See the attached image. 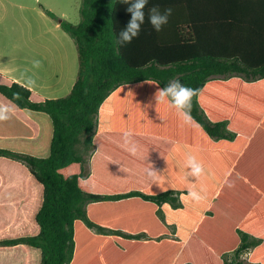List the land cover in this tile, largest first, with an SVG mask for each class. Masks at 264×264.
<instances>
[{"label":"trees","instance_id":"obj_1","mask_svg":"<svg viewBox=\"0 0 264 264\" xmlns=\"http://www.w3.org/2000/svg\"><path fill=\"white\" fill-rule=\"evenodd\" d=\"M153 6L173 10L160 32L147 20ZM128 7L82 0L77 25L45 10L77 48L67 96L35 101L24 85L0 83L1 97L53 126L48 157L0 148V264H264V240L251 239L248 207L228 187L249 137L264 136V0H149L138 38L121 47ZM174 79L198 89L194 124L219 141L210 154L222 173L210 162L194 184L207 199L192 202L188 190H101L94 150L107 101ZM250 250L247 263L228 261Z\"/></svg>","mask_w":264,"mask_h":264},{"label":"crops","instance_id":"obj_2","mask_svg":"<svg viewBox=\"0 0 264 264\" xmlns=\"http://www.w3.org/2000/svg\"><path fill=\"white\" fill-rule=\"evenodd\" d=\"M57 25L60 27L58 22ZM30 63L26 60L17 63L0 59V83L24 85L32 91L33 100L41 91L46 94L37 101L58 99L56 96L48 98V95H57L58 87L53 82L47 83V78L34 71ZM59 70L63 77L64 61L60 69L57 66L56 71H53L48 67L46 73L52 75L55 72V78L58 79ZM78 70L77 52L76 79ZM32 78L40 83L33 84ZM49 88L52 91L47 93ZM157 89L142 86L121 89L107 101L103 111L104 132L98 141L100 147L94 150L99 156L95 159V167L103 183L101 190L187 191L197 183L194 178L188 177L185 167V157L189 153L194 154L204 165V176L208 174L210 162L213 161L216 162V174L222 173L223 165L218 163L217 156L215 159L218 160H215L210 154L213 150H219L216 147L218 139L212 138L210 143L200 125L182 124L174 109H170L167 104H157ZM0 104L13 109V120L0 122V146L8 145L20 151L23 149L21 144H24L25 151L30 155L48 157L53 136L49 117L43 113L19 110L6 99H0ZM126 130L133 132L139 146L135 155L122 146V133ZM87 169L92 174L93 167L89 160ZM149 170L155 171L156 175L149 176ZM231 172L234 199L240 202V209L248 207L245 214L250 215V219L247 220L246 229L253 236L251 239L264 240V136L249 137L244 150L234 160ZM225 181L224 178L222 184ZM251 251L247 254L250 255Z\"/></svg>","mask_w":264,"mask_h":264},{"label":"rangeland","instance_id":"obj_3","mask_svg":"<svg viewBox=\"0 0 264 264\" xmlns=\"http://www.w3.org/2000/svg\"><path fill=\"white\" fill-rule=\"evenodd\" d=\"M81 5L82 0H0V59L17 63L24 60L31 62L34 71L47 78V83L53 82L58 87L57 95H48V98L65 97L72 89L76 80L77 49L72 39L57 25L55 19L46 14L45 10L77 25L81 19ZM33 60L41 61L42 66L34 68ZM62 61L65 66L63 77L60 70L58 79L55 78V72L52 75L46 73L48 67L53 71H56L57 66L60 69ZM31 80L36 85L40 83L39 80L33 78ZM46 91L48 93L52 89ZM41 92L34 96L36 101L41 95L46 94L44 91ZM0 99L4 98L0 96ZM11 119L13 120L12 117ZM21 146L23 149L20 151L8 145L0 148L27 153L24 144ZM86 167L88 168V163ZM227 258L229 262L236 260L247 263L249 255L242 253L236 257L233 254Z\"/></svg>","mask_w":264,"mask_h":264},{"label":"clouds","instance_id":"obj_4","mask_svg":"<svg viewBox=\"0 0 264 264\" xmlns=\"http://www.w3.org/2000/svg\"><path fill=\"white\" fill-rule=\"evenodd\" d=\"M129 7L126 9L130 13V19L126 26L118 33L117 43L123 47L132 43L135 38H138L142 25L145 23L147 7L149 0H123ZM171 8L160 10L158 6H153L148 9L147 20L157 32L163 30V27L168 24L169 18L172 15ZM33 67L40 68L41 61L33 60ZM35 83L34 81L32 82ZM198 94V89L188 87L180 82L178 79L169 81L163 88L157 89L155 93V100L157 104H167L170 109H174L176 115L182 121V124L192 125L195 123L191 115L192 100ZM16 98L19 95L16 94ZM13 109L9 105L0 104V122L11 119ZM122 146L135 155L139 146L134 140V134L131 130H126L122 133ZM185 167L188 170V177H192L195 181H199L205 174V168L194 154H187L185 157ZM149 176H155L156 172L149 170ZM231 183L228 187H232ZM188 198L195 203H200L207 199L206 191L201 187L197 190L195 187H190L187 191ZM183 199V197H182Z\"/></svg>","mask_w":264,"mask_h":264}]
</instances>
